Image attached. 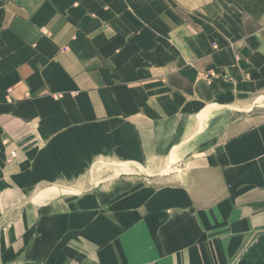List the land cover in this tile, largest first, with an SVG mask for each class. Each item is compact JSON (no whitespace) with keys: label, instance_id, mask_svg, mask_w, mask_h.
<instances>
[{"label":"crops","instance_id":"1","mask_svg":"<svg viewBox=\"0 0 264 264\" xmlns=\"http://www.w3.org/2000/svg\"><path fill=\"white\" fill-rule=\"evenodd\" d=\"M0 264H264V0H0Z\"/></svg>","mask_w":264,"mask_h":264},{"label":"rangeland","instance_id":"2","mask_svg":"<svg viewBox=\"0 0 264 264\" xmlns=\"http://www.w3.org/2000/svg\"><path fill=\"white\" fill-rule=\"evenodd\" d=\"M158 166H152L149 167L147 170L140 167V166H134L131 164H125L120 162H114L109 160H100L94 167L93 172L94 175L102 177V175L107 174L106 176H119V175H127V176H133V178H140L146 176L147 172L154 173V172H163L160 169H163L165 165H159ZM158 167V168H157ZM166 171L164 172H170L172 173V169L170 166H165ZM160 170V171H159ZM159 177V176H158ZM162 178L161 176L159 177ZM159 182H162L164 180H159ZM78 183V182H77ZM86 185V184H85ZM81 187V184L78 183V188Z\"/></svg>","mask_w":264,"mask_h":264},{"label":"built area","instance_id":"3","mask_svg":"<svg viewBox=\"0 0 264 264\" xmlns=\"http://www.w3.org/2000/svg\"><path fill=\"white\" fill-rule=\"evenodd\" d=\"M214 47H217V44H214ZM16 156H17V151L16 150L11 151L10 156L7 159V162L12 161Z\"/></svg>","mask_w":264,"mask_h":264}]
</instances>
